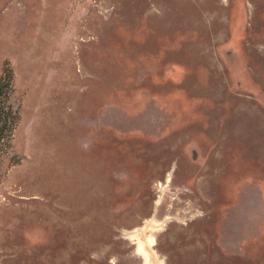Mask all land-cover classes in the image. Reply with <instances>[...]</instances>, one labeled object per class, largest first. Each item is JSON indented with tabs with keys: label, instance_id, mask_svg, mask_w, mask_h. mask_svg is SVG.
<instances>
[{
	"label": "rangeland",
	"instance_id": "374dc122",
	"mask_svg": "<svg viewBox=\"0 0 264 264\" xmlns=\"http://www.w3.org/2000/svg\"><path fill=\"white\" fill-rule=\"evenodd\" d=\"M0 264H264V0H0Z\"/></svg>",
	"mask_w": 264,
	"mask_h": 264
},
{
	"label": "trees",
	"instance_id": "16d2710c",
	"mask_svg": "<svg viewBox=\"0 0 264 264\" xmlns=\"http://www.w3.org/2000/svg\"><path fill=\"white\" fill-rule=\"evenodd\" d=\"M13 79L11 68H6L0 75V145L5 139H10L18 120L10 105Z\"/></svg>",
	"mask_w": 264,
	"mask_h": 264
}]
</instances>
